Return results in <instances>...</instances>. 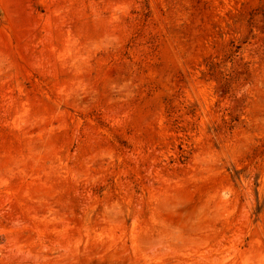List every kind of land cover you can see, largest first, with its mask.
Listing matches in <instances>:
<instances>
[{
	"label": "rangeland",
	"instance_id": "obj_1",
	"mask_svg": "<svg viewBox=\"0 0 264 264\" xmlns=\"http://www.w3.org/2000/svg\"><path fill=\"white\" fill-rule=\"evenodd\" d=\"M0 264H264V0H0Z\"/></svg>",
	"mask_w": 264,
	"mask_h": 264
}]
</instances>
